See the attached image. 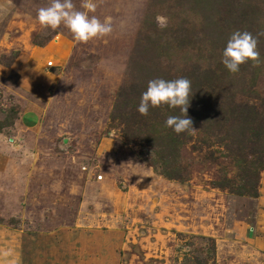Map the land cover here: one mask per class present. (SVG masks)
<instances>
[{
	"label": "rangeland",
	"instance_id": "rangeland-1",
	"mask_svg": "<svg viewBox=\"0 0 264 264\" xmlns=\"http://www.w3.org/2000/svg\"><path fill=\"white\" fill-rule=\"evenodd\" d=\"M253 1L249 18L209 21L211 44H227L235 30L264 31V0ZM95 2L90 15L111 17L113 31L79 43L63 25L39 24L50 0H0V264H183L202 257L208 238L212 264H264V155L256 196L213 187L237 169L197 130L180 149L187 180L179 182L111 119L146 36L162 37L155 69L215 65L210 44L172 42L173 32L203 37L199 19L171 0ZM258 50L259 66L229 71L237 87L253 82V93L237 94L251 104L264 99V36Z\"/></svg>",
	"mask_w": 264,
	"mask_h": 264
},
{
	"label": "trees",
	"instance_id": "trees-1",
	"mask_svg": "<svg viewBox=\"0 0 264 264\" xmlns=\"http://www.w3.org/2000/svg\"><path fill=\"white\" fill-rule=\"evenodd\" d=\"M171 1L199 19L203 36L196 35V38H189L188 41L189 35H177L173 32L172 42L181 47L194 45L196 42H201L203 45L210 44L214 50H218L209 53V58L212 57L211 54L217 53L215 65L213 63L203 65L194 61L177 72L155 69L153 65L157 56L153 57V55L161 47L162 37L146 36L140 45L142 50L139 54L137 52L139 43L133 52L129 75L117 91L111 119L117 121L123 137L146 148L150 155L147 161L160 174L179 182L186 181L185 168L180 162V149L191 138V133L177 134L165 126V121L169 116L181 115L180 109L162 104L159 107H150L149 114L143 116L138 113L137 108L150 80L188 78L192 84L188 116L193 119V127L203 133L206 139L204 143L217 148L225 157H229L237 169L233 178L220 177L211 181L212 186L227 189L237 195L256 196L259 171L263 168L264 99L254 96L259 100V104L237 99L238 93H253V82L249 84L244 81L240 87H237L236 80L232 78L229 70L222 63V52L226 44L217 45L219 39L214 45L211 44L212 41L207 31L208 23L213 18L216 21H222L224 16L249 18L248 16L256 12L254 1ZM251 33L254 36L256 34L253 31ZM140 34L141 32H139V37ZM166 41L169 44L170 41L168 39ZM146 47H150L151 54L146 53L150 51ZM144 53L151 57L144 59ZM209 58L206 57V60ZM139 60H141L140 67H137ZM249 64V61L243 64L241 72L246 71L247 73ZM202 254L201 258H193V262H190V258L185 255L183 264H212L215 257V243L211 238H208L202 247Z\"/></svg>",
	"mask_w": 264,
	"mask_h": 264
},
{
	"label": "clouds",
	"instance_id": "clouds-1",
	"mask_svg": "<svg viewBox=\"0 0 264 264\" xmlns=\"http://www.w3.org/2000/svg\"><path fill=\"white\" fill-rule=\"evenodd\" d=\"M97 4L95 0H81L79 8L73 0H50L47 6L40 7L37 11V20L42 27L53 30L61 25L72 34L73 39L79 43H87L94 38L108 36L113 31L111 17H105L102 21L95 15ZM158 27H167V17L157 15ZM264 36V31L254 36L248 31L235 30L231 33L226 47L222 52V63L231 72L236 73L240 66L252 61L253 67L261 63L258 50L259 38ZM192 84L188 78L165 80L152 79L147 84V89L142 93L137 111L140 115L147 116L149 109L159 107L162 104L171 108H179L181 115L169 116L165 126L171 128L177 134L197 131L193 127V119L188 116Z\"/></svg>",
	"mask_w": 264,
	"mask_h": 264
}]
</instances>
